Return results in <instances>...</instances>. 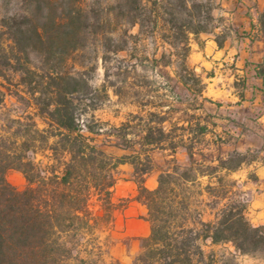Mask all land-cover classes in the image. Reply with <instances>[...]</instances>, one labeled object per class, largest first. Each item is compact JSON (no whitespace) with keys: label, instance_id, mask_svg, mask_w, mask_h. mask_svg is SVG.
<instances>
[{"label":"trees","instance_id":"16d2710c","mask_svg":"<svg viewBox=\"0 0 264 264\" xmlns=\"http://www.w3.org/2000/svg\"><path fill=\"white\" fill-rule=\"evenodd\" d=\"M162 8L169 16L161 27L168 32L164 42L173 50L167 65L177 60L178 83L203 96L204 78L189 62V35L211 30L213 7L210 2L186 1L185 19L179 16L183 11L177 12L178 7L171 3ZM47 10L46 0H29L23 11L0 19V264H108L98 230L114 224L116 170L127 163L134 167L136 198L146 205L151 225L150 233L140 238V250L132 264H216L214 252L204 248L208 240L230 242L243 254L264 252V224L250 221L249 199L239 180L231 178L234 171L252 161L238 149L225 150L230 139L215 133V115L210 114L206 123L197 119L194 128L190 120L172 122L169 110L162 109L170 104L161 101L154 105L156 110L149 111L148 120L141 111L132 113L134 120L141 121L137 124L132 119L105 129L104 123L88 119L87 113L103 101L97 97L109 98L108 88H96L91 77L70 60L74 52L88 46L100 20L93 21L92 10L83 6L82 0H64L56 14ZM115 10L130 25L140 24L139 33L144 34L147 5L142 0L118 2ZM260 25L264 42V10ZM123 50H128L127 43L107 46L103 55L110 86L120 97L124 91L111 79L109 64L110 54ZM166 57L164 51L161 57L155 55L154 61L160 65ZM115 62L112 66L118 72L114 75L123 76V82L130 68L136 71L142 61L130 53ZM257 74L264 81V60ZM168 80L173 77L169 75ZM8 90L33 107L48 127L41 128L32 113L7 114ZM168 90L179 99L173 85ZM204 100L217 104L208 97ZM209 133H213L209 140L213 149L195 152V142L205 141ZM101 135L105 139L97 143ZM107 145L132 149L133 153L116 156L106 150ZM182 146L188 151V164L175 155ZM157 148L170 149L173 158L161 169L158 186L151 189L146 178L155 168L153 152ZM40 151L49 152L46 163L34 157ZM197 153L202 159H196ZM11 169L25 176L26 188L18 189L8 180ZM204 177L208 183L199 195L206 191L212 197V208L217 209L209 220L197 207L193 191ZM94 197L99 213L92 208Z\"/></svg>","mask_w":264,"mask_h":264},{"label":"rangeland","instance_id":"374dc122","mask_svg":"<svg viewBox=\"0 0 264 264\" xmlns=\"http://www.w3.org/2000/svg\"><path fill=\"white\" fill-rule=\"evenodd\" d=\"M64 0H46L48 3V10L50 14H56L58 6L62 4ZM70 3H76V0H65ZM125 0H82V5L92 10L94 16L93 21L100 20V26L96 25L91 34L89 44L86 48L74 52L71 56L70 63L75 66L79 71L85 72L88 77H91L92 83L96 88L102 89L107 86L109 98L104 99L103 95H99L98 100H103L99 107L95 110H90L86 117L88 119H95L104 123L105 129L111 128L112 125H120L121 122L132 120V113H141L149 118V111L156 110L154 106L157 103L170 104L164 106V111L169 110V115L172 118V122H178L183 119L192 121V125L196 128L197 119H200L202 123L210 120V114L217 117L216 122L219 124L218 130L224 136H227L230 141L225 146L227 151L238 149L243 153H246V158L249 161L264 162V152L255 146L247 149L245 145V138L249 135V128L246 126V122H241L238 116L234 113L230 114L225 112L224 108H220L218 105H209L204 96L200 94H192L187 91L186 88L177 81V69L178 61L173 60L174 63L167 65L170 51H173L169 44L164 42V38L168 32L161 29L164 27V18H167L164 5L169 3L178 7L177 12H181L179 16L181 18H187V10L183 9L184 2L192 3L193 0H142L143 5H147V21H145L144 34H140V24L130 25L125 16H122L121 12L118 14V10L115 7L118 2H124ZM156 1L159 4H155ZM197 2H210L213 7L214 21L210 24V31L200 32L198 34L190 33L189 44L191 46V52L193 48L200 47L205 44L207 37L216 34L219 41H221L230 30H236L237 27L233 26L230 22H225L227 16L222 14L223 0H195ZM29 0H0V19L8 17L15 13L21 12L27 6ZM163 3V4H161ZM233 8L231 12H235L242 17H249L256 19L257 22H252V28L250 22L245 25V28H239L238 38L239 42L253 44L258 41L259 49H264L263 36L260 31L253 32L255 24L260 23V16L264 10V0H231ZM159 6H161L159 8ZM112 11V12H111ZM48 13V14H49ZM194 13L197 14V10L194 9ZM254 23V24H253ZM244 24H242L243 26ZM261 27V26H260ZM113 31V32H111ZM219 31V32H218ZM223 32V33H222ZM130 35L135 37L130 38ZM112 37L113 40H109L108 37ZM127 43L128 50L120 51L118 54L111 53L110 66L112 74L111 79L118 81L123 89V96L120 97L114 92V89L110 86L109 79L106 75V68L103 61L104 49L110 45H124ZM167 53V57L160 65L154 61L155 55L161 57L163 52ZM190 52V54H191ZM134 54L135 59L140 58L137 70L130 68L129 77L127 80L121 82L123 76H115L114 73L118 72L117 67L112 65L115 62V58H125L129 54ZM173 59H176L174 57ZM123 72V70L121 71ZM198 72V71H197ZM199 73V72H198ZM173 77V80H168V76ZM3 81L0 79V82ZM169 85H173L176 93L179 95V99L171 96ZM12 89L15 88L12 86ZM6 98V109L9 115H26L32 113L38 121L41 128L48 127L46 120L37 115L36 110L33 107H28L24 102L13 94L9 93ZM170 94L165 95V94ZM212 120V119H211ZM134 124L141 121L132 120ZM145 124V121H142ZM182 124V123H181ZM188 125V123H186ZM168 129L171 128V123L166 122ZM180 131L175 134H179ZM190 132H187V134ZM231 135L230 137L228 136ZM190 135V134H188ZM210 137V136H209ZM97 143H101L105 139V135L98 136ZM190 142H188L189 144ZM139 147V144H137ZM238 147V148H237ZM106 150L113 155H121L123 153L131 154L132 149L122 150L120 148L107 145ZM200 149H204L205 153H209V149H213L209 145V139L205 141L195 142V152H199ZM218 153V151H214ZM49 154L46 152H39L34 154L37 161L49 160L46 156ZM173 152L170 149L157 148L153 152L155 168L147 175L146 185L154 189L158 186V177L161 169L166 166L167 162L173 158ZM176 157L182 164L189 163V154L185 147H179L175 153ZM227 155V153H226ZM225 155V156H226ZM196 159H202L199 153L196 155ZM253 159H255L253 161ZM244 171L248 169V163L242 165ZM240 169V168H239ZM237 169V170H239ZM243 172V171H242ZM226 173V171L224 172ZM117 181L113 188V199L117 205L115 211V221L111 227H101L98 230L100 240L104 248V258L108 264H132L135 256L140 250V238L147 236L151 231L150 222L146 219L148 216V210L146 205L137 200L138 186L134 182V167L133 165L121 164L116 170ZM249 177L252 180L257 179L254 169L249 171ZM8 180L16 186L18 189H24L27 186V180L25 176L18 170L11 169L7 172ZM231 178H238L232 175ZM202 184H195L193 191L196 195L195 201L199 209L204 210V219L209 220L214 218V213L217 209H213L212 197L205 191L204 195H199L200 191L208 183V177H204ZM240 189L245 191L246 197L249 199V205L251 196L247 190L243 187L242 183L239 184ZM206 202L210 205H206ZM219 205L218 207H221ZM95 212L99 213L100 206L97 203L96 197L93 198V206ZM247 216L250 221L255 225L263 224L258 221L250 207L247 212ZM204 248L207 252H214L216 264H264V252L243 254L237 251L234 245L230 242L215 244L208 240Z\"/></svg>","mask_w":264,"mask_h":264},{"label":"crops","instance_id":"0c3cea01","mask_svg":"<svg viewBox=\"0 0 264 264\" xmlns=\"http://www.w3.org/2000/svg\"><path fill=\"white\" fill-rule=\"evenodd\" d=\"M223 2L225 8L222 14L227 16L226 23L230 22L239 29L250 22V27L246 28L251 29L252 22H257L231 12V0ZM260 26V23L255 24L253 32L262 33ZM238 29L230 30L221 40L222 45L216 34L208 36L203 46L193 48L189 62L204 78L206 88L203 96L217 102L207 103L218 105L225 112L236 114L241 122H246V126L250 127V134L245 138L247 149L255 146L264 152V81L257 74L258 65L264 60V49H259L258 41L242 45L236 32ZM213 119L216 121L217 117ZM218 127L219 124L214 128L215 133H220ZM212 136L213 133H209L206 138L211 140ZM251 169L257 176L255 180L249 177ZM233 175L250 194L249 207L253 215L264 224V162H251L246 171L240 167Z\"/></svg>","mask_w":264,"mask_h":264}]
</instances>
